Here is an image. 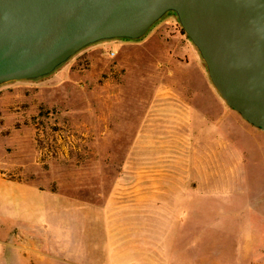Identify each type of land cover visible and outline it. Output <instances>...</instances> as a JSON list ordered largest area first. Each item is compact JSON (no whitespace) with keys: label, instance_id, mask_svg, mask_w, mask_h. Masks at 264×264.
I'll use <instances>...</instances> for the list:
<instances>
[{"label":"rangeland","instance_id":"obj_1","mask_svg":"<svg viewBox=\"0 0 264 264\" xmlns=\"http://www.w3.org/2000/svg\"><path fill=\"white\" fill-rule=\"evenodd\" d=\"M0 176L146 214L142 236L167 249L150 263L264 264V131L221 97L175 14L140 40L96 43L50 76L1 86ZM151 183L174 201L182 192V222L165 206L149 214ZM8 192L0 264H37Z\"/></svg>","mask_w":264,"mask_h":264},{"label":"water","instance_id":"obj_2","mask_svg":"<svg viewBox=\"0 0 264 264\" xmlns=\"http://www.w3.org/2000/svg\"><path fill=\"white\" fill-rule=\"evenodd\" d=\"M175 14L226 103L264 131V0H0V87L54 74L96 43Z\"/></svg>","mask_w":264,"mask_h":264},{"label":"crops","instance_id":"obj_3","mask_svg":"<svg viewBox=\"0 0 264 264\" xmlns=\"http://www.w3.org/2000/svg\"><path fill=\"white\" fill-rule=\"evenodd\" d=\"M0 188L12 191L5 197L12 209L16 203L22 208V250L37 264H157L150 262L158 261L159 252L167 253L165 242L159 246L151 237L148 240V234L142 236L141 222L149 217L141 212L126 215L125 205L113 208L109 203L91 205L76 198L63 199L56 190L18 178L0 176ZM162 188L151 183V190L156 192L148 200L154 211L149 214L157 217L159 206H165L172 221L182 222V192L174 201L168 187L165 193L157 192ZM131 220L137 228L132 233L126 232ZM146 251L151 253L149 258L145 257Z\"/></svg>","mask_w":264,"mask_h":264}]
</instances>
